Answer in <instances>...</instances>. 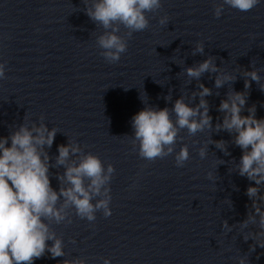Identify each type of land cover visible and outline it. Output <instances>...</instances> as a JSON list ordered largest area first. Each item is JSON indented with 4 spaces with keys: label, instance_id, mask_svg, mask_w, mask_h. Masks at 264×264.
I'll use <instances>...</instances> for the list:
<instances>
[{
    "label": "clouds",
    "instance_id": "obj_1",
    "mask_svg": "<svg viewBox=\"0 0 264 264\" xmlns=\"http://www.w3.org/2000/svg\"><path fill=\"white\" fill-rule=\"evenodd\" d=\"M258 3L259 0H223L215 6L214 15L219 18L225 5L248 12ZM85 5V14L105 29L96 38L97 46L103 50L101 55L108 63H115L127 51V39L148 28L146 13L159 10L161 0H91V6ZM167 20L166 16L162 17L159 23L164 25ZM121 25L128 30L125 36L118 34ZM203 51V45L198 43L193 54ZM5 70V63H0V79H6ZM184 72L190 80H199L204 73L216 74V89L237 79V76L221 71L211 56ZM243 77L245 90L232 88L220 101L217 110L222 113V122L218 117L215 130L226 131L232 136V143L242 150L236 172L255 182V186L249 185L245 193L252 201V210L239 223L243 229L250 226L258 229L243 236L245 241L249 238L255 241L250 247L255 251L257 245L264 248V194L261 191L264 186V118H257L255 105L247 108V115H242L251 82L259 83L261 79L257 70H245ZM198 87L199 91L191 95L193 101L199 97L195 106L187 103L181 95L171 109L145 106L132 117V144L138 146L141 158L154 161L171 155L183 129H187L189 135L206 128L213 129V117L209 115V104L205 99L213 94L212 89L202 83ZM260 89L264 91V85ZM165 99L170 100V97ZM171 113L175 114V121ZM56 134V128L50 130L41 118V122H32L30 126L21 123L8 136L0 137V264H34L46 253L53 259L65 257L63 240L50 224L66 220L70 223L68 210L71 208L78 217L90 222L96 219L98 211H102L105 217L111 215L109 184L115 168L112 164L105 168L97 155L84 153L76 142L59 145L55 166H63L65 171L56 176L58 191L52 187L49 169L53 165L45 148H51ZM213 143L225 155H230L227 141ZM198 154L204 158L206 149L201 147ZM188 160L189 149L185 144L175 153L176 166L183 167ZM227 202L232 207V201L227 199ZM222 228L232 231L227 220L222 222ZM48 241H52L51 245ZM62 264H86V261L82 258L64 259ZM103 264H110V260L104 259ZM238 264H249L248 256H240Z\"/></svg>",
    "mask_w": 264,
    "mask_h": 264
}]
</instances>
